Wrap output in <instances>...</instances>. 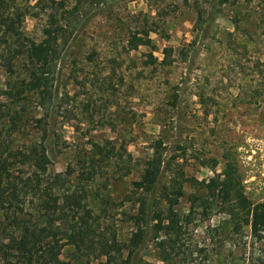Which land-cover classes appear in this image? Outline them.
Masks as SVG:
<instances>
[{"label": "rangeland", "instance_id": "obj_1", "mask_svg": "<svg viewBox=\"0 0 264 264\" xmlns=\"http://www.w3.org/2000/svg\"><path fill=\"white\" fill-rule=\"evenodd\" d=\"M97 1L0 0V151L43 145L47 173L72 191L92 145L114 148L98 174L81 182L90 231L85 241L62 240L60 261L102 264L99 240H129L136 213L130 182L159 142L161 186L185 180L175 207L184 230L173 250L150 236L143 264H264V246H251L249 227H233L243 219L199 200L207 195L201 183L214 176L209 160L220 173L230 156L245 198L264 202V0ZM51 15L73 34L56 66L52 101L42 108L23 85V50L26 40L43 39ZM13 19L19 37L7 32ZM151 30L150 46L129 49L132 35ZM20 204L7 224L33 214L42 221L36 201Z\"/></svg>", "mask_w": 264, "mask_h": 264}, {"label": "trees", "instance_id": "obj_2", "mask_svg": "<svg viewBox=\"0 0 264 264\" xmlns=\"http://www.w3.org/2000/svg\"><path fill=\"white\" fill-rule=\"evenodd\" d=\"M101 1L104 0L97 2ZM220 2L224 3L226 0ZM64 15L63 18L69 14L64 12ZM15 24L14 19L10 20L6 29L10 36L19 37L21 34ZM196 26H202L200 15ZM68 27L62 23L61 17L51 15L48 26L43 29V39L39 42L26 40L23 50L26 78L23 85L35 93L39 107L46 108L52 101L56 66L73 34ZM150 32L152 30L144 32L142 36L132 35L127 42L129 49L150 46ZM171 52L170 48L164 49V57ZM153 62L155 60L151 61ZM92 147L91 158L80 166V186L74 187L72 191L62 186L59 175L47 173L48 156L43 145H33L24 151H0V210L5 215V222H0V264H63L59 259L61 241L74 242L76 238L86 240L90 228L84 220L89 212L84 204L86 190L81 182L93 179L98 174V169L110 161L114 150L112 146H107V142L105 146L93 144ZM160 147L158 142L151 156L144 162L138 180L130 182L127 199L136 206V213L132 218L135 231L126 243L118 242L115 235L110 242L105 238L99 240L96 243L97 249L105 258L102 264H143L140 254L150 236L160 239L157 243L161 249L169 245L173 250L183 234L184 226L180 224L175 207L182 196V184L185 180L174 177L171 187L161 186L163 158ZM1 148L0 146V150ZM118 157L122 158L121 155ZM224 160L226 165L220 173L216 172L217 161L209 160L207 167L214 176L208 183H201L207 195L205 199L199 200L204 204L210 199L220 213L227 214L234 220L243 219L246 224H233V227H249L251 246L262 247L264 202L252 204L245 198L234 161L230 156H225ZM25 168L32 171L27 174L23 171ZM24 201L38 203L42 221L39 222L33 214L28 220L14 217L12 224H7L10 209L15 205V209H19L21 213L23 210L20 203ZM75 219L79 220L75 222ZM124 251L128 252L125 259ZM167 259L162 256L161 261Z\"/></svg>", "mask_w": 264, "mask_h": 264}]
</instances>
